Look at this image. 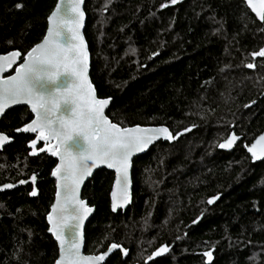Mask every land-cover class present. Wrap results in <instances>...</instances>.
Returning a JSON list of instances; mask_svg holds the SVG:
<instances>
[{
  "label": "trees",
  "instance_id": "1",
  "mask_svg": "<svg viewBox=\"0 0 264 264\" xmlns=\"http://www.w3.org/2000/svg\"><path fill=\"white\" fill-rule=\"evenodd\" d=\"M55 3L0 0V54L23 58ZM84 11L90 78L111 98L107 116L121 126L165 125L177 137L133 159L125 211L110 208L113 172L98 169L85 183L82 198L95 208L85 252L114 242L128 256L117 251L104 264H264V161L245 149L264 130V58L252 55L264 49V19L243 0H85ZM31 119L25 106L0 118L13 138L0 150V185L36 177L0 192V264H54L58 255L46 220L56 160L30 156L33 136L15 132ZM232 131L240 141L221 150ZM162 246L168 251L149 260Z\"/></svg>",
  "mask_w": 264,
  "mask_h": 264
},
{
  "label": "snow or ice",
  "instance_id": "2",
  "mask_svg": "<svg viewBox=\"0 0 264 264\" xmlns=\"http://www.w3.org/2000/svg\"><path fill=\"white\" fill-rule=\"evenodd\" d=\"M81 3L82 0H68L61 19L55 22L53 28L54 18L57 12L61 11V6L57 5L56 11L48 18L50 28L43 43L32 48L23 57L24 62L16 69L14 76L8 79L0 77V115L13 104L30 105L36 118L17 131L37 133L36 139L30 142L33 155L36 154L37 143L43 140L46 142L45 147L40 148L39 152L47 150L60 159L52 175L58 180L62 179L64 183L57 185V204L52 206L48 215L51 225L49 231L59 241L61 249V257L55 264H65V261L67 264H100L114 249L120 248V245L113 243L108 251L101 255L80 256L81 229L87 215L93 211L78 198L79 186L85 177L90 176L92 170L99 165L115 168L118 174L117 184H123V192L127 196L128 168L134 153L146 150L161 137L168 140L176 138L164 127L121 128L106 118L104 108L109 100L97 99L86 78L87 48L79 32L84 15L80 10ZM170 3L174 5L178 0H170ZM247 3L252 6V0H247ZM261 3L264 5V0H261ZM161 7H168V4H162ZM253 11H256L255 7ZM257 16L264 19V12L257 11ZM65 30L68 33V45L62 47L56 41L65 35ZM66 51H71L72 56L66 55ZM252 55L254 58H264V49ZM20 56L19 51L0 55V72L5 70L6 62L10 67ZM246 67L253 68L255 64L249 63ZM61 68L64 70L61 71ZM237 139L239 138L232 136L219 147L231 148ZM9 140V136L0 134V146ZM259 140L264 141V136ZM249 151L253 152V149L249 148ZM253 156L259 158L255 152ZM32 180L35 182L36 177L33 176ZM2 187L11 188L14 185L7 184ZM61 189L64 194L63 204L60 203ZM31 195H37L35 188ZM112 195V207L113 211H116L115 190ZM214 199L216 198L209 199L208 203H213ZM124 202L127 203V199ZM54 214H58V218H54ZM121 251L127 254V250ZM167 251L168 248L162 246L148 259L151 260ZM205 255L211 261L212 253L206 252Z\"/></svg>",
  "mask_w": 264,
  "mask_h": 264
},
{
  "label": "water",
  "instance_id": "3",
  "mask_svg": "<svg viewBox=\"0 0 264 264\" xmlns=\"http://www.w3.org/2000/svg\"><path fill=\"white\" fill-rule=\"evenodd\" d=\"M243 1L245 2L246 6L249 8V10L252 12V14H253V15H254L259 21H262L263 19H261L260 17L257 16V11L264 12V5H262L261 0H252V6H249V4L247 3V0H243ZM67 3H68V0H56V3H55V5H54V8H53V10L51 11V13L49 14V16L52 14L53 11H56V9H57V5H60V6H61V11H60V12H57V16L54 18V23H53V25H52L53 28H55V22H56V21H59V20L61 19V15H62V13H63V9L67 6ZM84 4H85V0H82V3H81V5H80V10L84 13V15H83L82 26L79 28V32H80V34L83 36L84 44L86 45V48H87V73H86V78H87L88 83L91 84L92 89L94 90L97 99H107V100H109V103H108L107 107L104 108V114H105L106 118H107L110 122L117 124V125H118L119 127H121V128H136L137 126H139L141 129H156V128L164 127V128H167V129L171 132V130H170L167 126H165V125H131V126H121V125H119L118 123L113 122V121L107 116L106 112H107V110H108V108H109V106H110L111 98H101V97H99L98 94H97L96 88H95V86H94V84L92 83L91 78H90L91 55H90V51H89L88 42H87V40H86V38H85V35H84L85 20H86V15H85V11H84ZM253 7L256 8V11H253ZM49 16H48V18H49ZM48 18H47V28H46L45 35L43 36L42 40H41L40 42H38L37 44H35L33 47H31V48H30V49L24 54V56H26L27 53H28L32 48H34L35 46H37V45L43 43L44 38H45V36L48 35L49 28H50V24H49V19H48ZM50 39H54V38H53V37H50ZM56 42L59 43L62 47L65 46V45H68V33L66 32V30H65V35H64L62 38H60L58 41H56ZM69 47H70V45H69ZM12 51H19V50H11V51H9V52H7V53L0 54V55H7L8 53H10V52H12ZM19 52H20V51H19ZM20 53H21V52H20ZM65 54L68 55L69 57L72 56V52H71V51H66ZM24 56H23V57H24ZM21 57H22V54H21L20 58H18V59L16 60L15 63L11 64L10 67L7 66V62H6V63H5V70H4L3 72H0V77H3L4 79H8L9 77L14 76V75L16 74V69L20 66V64H22V63L24 62V59L21 58ZM21 59H22V60H21ZM63 70H64V69L61 68V71H63ZM69 79H75V78H74V77H69ZM261 96H264V89H263V91H262ZM252 104H254V103H252ZM252 104H251V105H252ZM20 106H25V107H27V108L29 109V111L32 113V119H31L29 122H27L26 124L22 125L21 127L17 128V129L15 130L16 133H24V134H29V135H32V136H33V138H32V139L28 142V144H27V147H28V149H29V155H30V156H37V155H40V154L45 153V154H47L48 156L53 157V158L56 160V165H55L54 168L52 169V171H51V175H50V177L55 181V193H54V199H53V202H52V204H51V206H50V208H49V211H48V213H47L46 220H47V224H48V233L53 237L54 241H55L56 244H57V248H58V255H57V258H56V260H57V259H59V258L61 257V249H60L59 241L56 239V237L53 235V233H51V232L49 231V228L51 227V225H50L49 220H48V215H49V213L52 211V206H53L54 204H57V190H58V189H57V185H58V184H61V185H62V184L64 183V181H63L62 179H61V180H58L57 177H54V176L52 175L53 170L56 169V168H57V165L60 163V159H59V156H53V155L51 154L50 151H47V150H46V151H44V152H39V149H40V148H44V147H45V143H46V142L43 141V140H41V141H39V142L37 143V145H36V154L33 155V154H32L33 149H32V147H30V142H31L32 140L36 139L37 133L17 131L18 129H22V128H24L26 125L30 124V123L36 118V114L32 111V108H31L30 105H28V104H26V103L13 104V105H11L10 107H7V108L5 109L4 113H3L2 115H0V118H1V117L6 113V111H8L9 109H12V108H15V107H20ZM0 134H5V133L0 132ZM171 134L173 135L172 132H171ZM5 135H7V134H5ZM7 136H8V135H7ZM232 136H236V137H238L239 139L236 140V142L232 145L231 148H220L221 150H223V151H230V150H232V149L238 144V142L240 141V138H241V137H240V135L236 134V133L233 132V131L229 134L228 137H226L225 139H223V140L220 142V144L225 143V142H226L230 137H232ZM261 136H264V130H263L258 136H256L255 139H254L249 145H247V146L245 147L246 152H247V154L250 156L251 161H252L253 163H257V162H260V161H264V141H260V140H259V138H260ZM9 137H10V136H9ZM174 137H176V136H174ZM176 138H177V137H176ZM176 138H175V139H176ZM172 140H173V139H172ZM172 140L164 139L163 137H161V138H159V139H156L152 144H150L146 150H144V151H142V152H136V153H134V155H133V156L131 157V159H130V166H129V168H128L127 196H125V194H124V192H123V184H117V176H118V174H117L115 168H109V167H107V165H99L98 167H96V168H94V169L92 170V174H91L90 176L85 177L83 183H81L80 186H79L78 198H79V199H82V200L86 203V205H87L88 207H91V208L93 209V211L87 215L86 219L84 220V223H83L82 229H81V232H82V240H81V244H80V256H82V257H91V256L101 255V254H103V253H106V252L108 251L109 247L114 243V242L111 243V244L107 247V249H106L104 252H100V253H97V254H88V253L85 252V237H84V230H85V226H86L87 222H88L89 219L92 217V215L94 214V211H95V208H94L93 206H90V205L88 204V202H87L86 199H83V198H82V190H83V188H84L85 183H86V182L92 177V175L94 174V172H95L96 170H98V169L105 168V169H107V170L113 172V173H114V180H113L112 187H111V191H110V208H111V210L113 211V207H112V206H113L114 198H113L112 193H113V191L115 190V192H116L115 201H116V203H117V209H116V211H113V212L115 213V212H117L118 210L125 211V210L128 208V206L131 204V202H132V176H131V171H132V162H133V159H134L135 157L139 156V155H142V154L146 153L150 147H152L153 145H155V144H156L157 142H159V141H172ZM258 141H259V143H258ZM12 142H13V138L10 137V140H9L8 142H6L3 146H0V150H2L5 146H7L8 144H10V143H12ZM52 143L54 144L55 141H52ZM249 148H252V149H253V152H255V153H256V156L259 157V158H255V157L253 156V152H250V151H249ZM33 176H35V175H32L31 177H29L28 179H25V180H19V181L15 182V183H4V184H1V185H0V192L6 191V190H11V189H14V188H17V187H19V186L26 185V184H29V183L32 184V185H35L36 180H35V182H33V180H32V177H33ZM21 181H24V183H21ZM7 184L14 185V187H11V188H3V187H2L3 185H7ZM125 199H127V203L124 202ZM63 202H64V194H63V189H61L60 203L63 204ZM54 218H58V214H54ZM116 244H117V243H116ZM118 245H120V248L114 249L109 255H107V256L105 257V260H104V261L100 262V264H104V263L106 262V260H107V259H108L113 253H115V252H117V251H120V253H121V255H122V260H125V259L127 258L128 253H129L128 249H126L125 247H123L121 244H118ZM121 249L127 250V254H124V252H122ZM56 260H55V262H56ZM55 262H54V264H55ZM65 264H67V261H65Z\"/></svg>",
  "mask_w": 264,
  "mask_h": 264
}]
</instances>
